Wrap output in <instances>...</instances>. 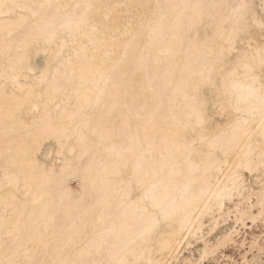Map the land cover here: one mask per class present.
<instances>
[{"label": "bare ground", "instance_id": "1", "mask_svg": "<svg viewBox=\"0 0 264 264\" xmlns=\"http://www.w3.org/2000/svg\"><path fill=\"white\" fill-rule=\"evenodd\" d=\"M262 18L264 0H0V264H172L197 237L205 257L213 210L234 221L219 251L264 221Z\"/></svg>", "mask_w": 264, "mask_h": 264}, {"label": "rangeland", "instance_id": "2", "mask_svg": "<svg viewBox=\"0 0 264 264\" xmlns=\"http://www.w3.org/2000/svg\"><path fill=\"white\" fill-rule=\"evenodd\" d=\"M50 145L53 146V143L50 142L46 144V146ZM245 176L247 179L250 178L248 173H246ZM69 184V186L74 190H76L78 187V182L76 180H71ZM240 205V198L235 197L232 199L231 203L227 204V208L239 207ZM235 210L236 209H232L231 212L233 214H236ZM216 219L219 220L218 223H216ZM203 223L206 233L214 230V232L210 235L211 237H208L210 239V244L205 257L203 258L200 255H202V249L205 246V241H207L208 239L203 240L201 237H197L192 245L183 249L179 260L173 261L172 264H250V262L251 264H259L262 256H264V221L262 219H258V221L254 222V224L248 217L245 218L244 225L240 224L238 225L239 227L237 226V230L239 232L233 237V241L228 242V244H226L225 246L218 248L221 249L220 251L216 248V245L220 240L219 238L223 237L225 233L233 227L234 221L227 215H220L217 210H213L206 216ZM239 236L241 237V239ZM5 239L7 238L5 237ZM243 241H245V246H243ZM223 247L227 248L224 249ZM213 249L216 251L213 252ZM211 253L214 254L212 255ZM243 255L247 259L243 257ZM16 264H20L19 261H17Z\"/></svg>", "mask_w": 264, "mask_h": 264}, {"label": "snow or ice", "instance_id": "3", "mask_svg": "<svg viewBox=\"0 0 264 264\" xmlns=\"http://www.w3.org/2000/svg\"><path fill=\"white\" fill-rule=\"evenodd\" d=\"M241 9L245 8L246 5H241L240 6ZM243 18V17H241ZM259 27L262 31V34H264V18L261 19L260 23H259ZM239 31V29L234 28L233 29V34H236ZM229 45L232 44V41L229 40L228 41ZM251 72L254 73L255 69L254 67L252 69H250ZM260 71L262 73V78H264V44H262V46L260 47ZM262 105H264V96H262ZM261 125L262 128H264V107H262L261 109ZM260 162L262 165H264V144H262L261 146V156H260ZM262 208H264V193H262ZM259 264H264V256H262Z\"/></svg>", "mask_w": 264, "mask_h": 264}]
</instances>
